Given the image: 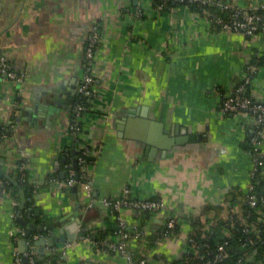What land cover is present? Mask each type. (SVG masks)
Masks as SVG:
<instances>
[{"label":"crops","instance_id":"crops-1","mask_svg":"<svg viewBox=\"0 0 264 264\" xmlns=\"http://www.w3.org/2000/svg\"><path fill=\"white\" fill-rule=\"evenodd\" d=\"M222 1L264 6V0ZM178 2L0 0V57L23 74L22 81H0V123L11 131L0 143V170L13 176L23 162V174L35 188V216L42 218L40 224L32 221L44 231L37 240L54 232L59 242L61 228L67 236L76 234L64 243L60 264H127L123 256H107L79 240L83 230L115 228L114 212L102 200L120 197L125 188L158 197L166 208L142 225L147 238L157 235L166 213L176 217L179 232L148 248L152 256L172 260L184 254L188 217L248 181L252 163L245 146L255 120L245 111L223 113L221 102L242 83L248 63L257 66L244 93L264 102V31L219 30L205 13ZM92 25L100 41L92 68L93 107L83 118L82 139L95 151L86 172L92 207L86 208L82 186L64 184L65 162L74 165L78 150L70 115ZM152 122L162 125L157 136L179 143L170 142L166 150L154 146L149 159ZM3 178L0 264H14L16 252L27 250L28 237L23 240L25 227L17 222L21 195L18 201L12 197ZM118 212L129 225L139 224L131 210ZM16 228L22 233L12 237ZM129 245L145 248L134 240ZM44 248L48 254L53 247Z\"/></svg>","mask_w":264,"mask_h":264},{"label":"built area","instance_id":"built-area-1","mask_svg":"<svg viewBox=\"0 0 264 264\" xmlns=\"http://www.w3.org/2000/svg\"><path fill=\"white\" fill-rule=\"evenodd\" d=\"M168 0H163V2ZM184 1V0H174ZM188 2H199L202 4L208 3L210 0H187ZM224 9L232 10V18L230 20L222 19L220 17L215 18V22L221 26V30L243 32L246 35H253L256 31H264L263 16L258 14H249L247 9L255 10V8H243L237 5L229 3L222 4ZM263 7V6H260ZM240 19L239 17H241ZM100 41L99 30L97 26L92 25L88 31V37L85 45V61L82 76L79 80L76 94L83 98L92 94V84L94 83V76L92 68L94 64V53L96 45ZM254 70V65L248 63L246 66V74L242 83L236 86L229 94L222 97L221 111L223 113H238L245 111L253 116L255 120V134L250 140L251 149L248 151L251 159L252 166L248 172V181L241 187L244 193L243 200L240 203L230 204L225 201L226 194L220 202L214 203V205L222 206L221 213L216 217L211 215L212 219L204 225L200 232H192L187 234L185 238L184 254L188 251H192L195 254L196 264H212L213 261H221L228 256V246L233 231L236 229V224L232 219L240 221L243 233L247 236L238 238L236 246L238 248H248L253 238L264 242L262 237L264 236V185L261 182L264 180V102L254 100L251 96H247L244 93L245 85L249 83V73ZM14 80L22 81L23 74L15 70L12 64L6 59L5 56L0 57V81L2 80ZM81 102V101H80ZM78 102L73 109L74 117L80 115L81 111L86 110L83 103ZM71 120V119H70ZM70 130H77L73 125H69ZM6 136L1 133L0 139L4 140ZM82 152L90 153L95 155V151L90 150L88 147L82 149ZM77 165L80 168L79 173L76 168L72 165H67L68 177L65 181V186L74 187L77 185L82 186L83 198L85 200L84 206L86 208L92 207V190L86 176L87 165L83 162L82 158H78ZM20 171L24 170V164H18ZM23 175V174H22ZM84 178V181H79ZM102 204L112 210L113 217L116 221V230L112 236H105L100 238L97 236L98 230L92 228L87 235H79V240L89 243L95 250L101 253L112 256L119 254L123 256L127 264H148L152 262V252L150 250L144 251L140 258L135 257V252L130 247V242L145 244V231L139 224L129 225L123 217L119 214V210L126 209L131 210L134 216H138L142 212H150L152 214H163L166 208L163 202L158 197H140L131 191L130 188H125L122 195L118 198H104ZM243 205V207H242ZM252 214L255 215L254 219H251L250 223L245 222L246 218L250 219ZM167 217L163 224L166 232H156L158 235L157 242L169 238L174 234L176 228L177 219L172 214L166 213ZM222 218V220L228 223L224 227L223 236L226 239L217 244L215 249H211L209 245V233L210 226L213 225L215 219ZM22 231L19 229L12 230L11 236L14 237L16 234H21ZM155 233V234H156ZM39 234L32 235L27 239V250L24 253H17L14 257V264H23V260L29 264H35V258L38 256L36 249L33 246V241L39 238ZM234 246V247H236ZM64 248V247H63ZM63 248H51L47 254V263L51 264L52 257L56 255L55 261L60 264V257H65V251ZM144 248V247H142ZM212 256L211 258L209 256ZM255 251H245L241 255L235 264H247L255 262Z\"/></svg>","mask_w":264,"mask_h":264},{"label":"trees","instance_id":"trees-1","mask_svg":"<svg viewBox=\"0 0 264 264\" xmlns=\"http://www.w3.org/2000/svg\"><path fill=\"white\" fill-rule=\"evenodd\" d=\"M170 1L172 0H168V2ZM155 2L158 5H164L166 1L163 2V0H155ZM178 3L189 6L193 10H198L202 13H205L207 16H209V18L212 20V23L219 30L221 29V26L215 22V18L220 17L226 20H230L232 18V10L224 9L222 4L225 2L222 0H210L208 3H205V4H202L199 2H188L187 0L179 1ZM247 12L249 14L262 15L263 21H264V6L263 7L259 6L255 10L247 9ZM239 18L242 19L243 18L242 15ZM260 32L261 30L259 29L258 31H256V33H260ZM96 47H98V45H96ZM253 65L257 66L255 63H253ZM251 74L252 72L249 73L250 76ZM93 85L94 83L92 84V94L91 95L85 96L83 98H80V96L77 94L75 96L74 106L78 102L81 101L80 103H83L84 107H86V110L81 111L79 116L74 117V113H73L74 108H72L71 115H70V119H71L70 124L73 125L74 128H78L77 130L75 129L70 130V135L73 138L74 147L78 148L75 158L78 159L81 157L83 162L87 165V167L94 162L95 157L91 155L90 153L84 154L82 152V149L85 147H88L90 150H93V148L87 145L85 140L82 139V136L84 135L83 118L88 112H91V108L93 107V103H92L93 98H94L93 97ZM245 95L250 96L247 93ZM0 129H1V133L4 134L6 137L10 136L11 131L6 125L0 123ZM2 141L3 140L0 139V143ZM245 148L247 151H249L251 149V144L247 143ZM21 163L23 162L19 161L18 164H21ZM67 165L73 166L71 159H67L65 162L66 171H67V167H66ZM76 170L79 173L80 168L78 165H77ZM22 174H23L22 171L17 169L16 173L13 176H8V177L3 178L5 190L8 193H10L12 197H14L17 201L19 199V193L20 192L22 193L23 198L25 200V204H24V207L20 211H18V213L20 215V218L26 223V225H31L32 221L35 224H40L42 222V218L40 216L38 217L35 216L36 206L33 202L35 188L28 184V180L26 176ZM79 181H84V178H81V180ZM261 185L262 186L264 185V180L261 182ZM243 197H244V193L241 187H238V186L232 187L226 194L225 201L230 202V204H236V203H240V201L243 200ZM222 209H223L222 206H217L214 204H207L203 206L202 209L198 213L190 215L187 219L189 223L188 234H191L192 232H200L202 228L204 227V225L207 224L212 219L211 215L213 214L217 217L221 213ZM152 215L153 214L150 212H142L135 218L139 220V225L142 226L143 224L147 223V221L151 218ZM254 217L255 215L252 214V217L250 216V219L246 218L245 222L250 223L251 219H254ZM232 220L236 224L235 226L236 229L232 230L233 236L228 238L229 244H230L228 246V252H229L228 256L221 261H213L212 264H235L238 258L241 255H243L245 251H249V250L255 251L256 259H255V262L247 263V264H260L264 256V242L253 238V242L248 248L247 247L246 249L238 248L235 245L236 242L238 241V238L241 236L245 238L247 235L243 233L242 231L243 226L241 225L240 221L235 220V219H232ZM227 223H228L227 221H224L222 220V218H219V219H215V222L213 223V225L210 226V233L208 234L209 235L208 241H209V245L212 250L216 248L217 244L222 243L226 239V237H224L223 234H224V227L226 226ZM161 228L158 232H166V229L163 226ZM91 229L83 230L81 232V235L89 234ZM115 230H116V226L114 229H110L108 231L98 230L97 236L100 238H103L105 236L113 237V233ZM178 232H179V225L176 226L174 230V234L172 235H175ZM41 233L44 234V231H39L38 229H34L31 231L30 235L28 236V239L34 234H41ZM157 238H158V235H154V236L151 235V237H148V238L145 235V243H147L146 246L144 244L145 248H141V250L138 247L135 249L131 248L135 252V257L140 258L141 254H143L144 251H147L148 248H151L153 244L157 242ZM262 239H264V236L262 237ZM195 257L196 256L192 251H188L185 254H183V256L177 259H172V260H167L166 258L162 257L161 255L159 256L157 254V256L153 255V258L151 260L152 262L148 264H154L155 262H161V264H196ZM209 257L211 258L212 256L210 255ZM52 258L53 259H52L51 264H59L58 262L55 261L56 255ZM46 259H47V254L38 255L35 258V264H46L47 263ZM23 264H29V263L23 260Z\"/></svg>","mask_w":264,"mask_h":264},{"label":"water","instance_id":"water-1","mask_svg":"<svg viewBox=\"0 0 264 264\" xmlns=\"http://www.w3.org/2000/svg\"><path fill=\"white\" fill-rule=\"evenodd\" d=\"M70 103V98H68L67 100V104ZM151 131H150V138L146 140L148 146L146 147V151H147V154H149V159L151 158V155L154 153L155 151V147L154 146H159L161 148H163L164 150H166L167 148H169V144L170 142H177L179 143V141L177 139H171L168 140L167 136L161 134L160 136L156 135V133L158 131H161L162 129V125L160 122H152L151 124ZM163 131V130H162ZM166 131V130H164ZM156 135V136H155ZM140 141L144 140V138H138ZM74 168H77V160L74 159V165H73ZM0 176H3V177H8L4 172H2L0 170ZM76 188L73 187V190H75ZM21 194V204L19 206L20 209H22L24 207V204H25V200L23 198V195L22 193L20 192ZM79 206V204L77 205ZM39 211L36 210V214H38ZM77 222L79 221L78 219L76 220ZM17 222L19 223V225L21 226H24L25 227V232H24V235H23V240H25L31 233L32 230L34 229H38V230H41L42 229V226H35V225H30V226H26V223L21 219V218H17ZM49 228H54L53 225H50ZM67 232L64 231L63 228L60 229V236H59V242H57V238L54 236V232H52V237L51 238H40L39 240H36L35 241V246H36V251L38 253V255H44L45 253V246L47 245L48 247H55L54 245H56L57 248H62L64 246V243L69 239V240H74L76 234L72 233L71 235L67 236Z\"/></svg>","mask_w":264,"mask_h":264}]
</instances>
